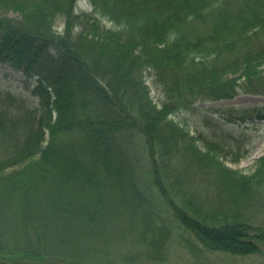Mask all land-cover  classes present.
<instances>
[{
  "label": "trees",
  "instance_id": "obj_1",
  "mask_svg": "<svg viewBox=\"0 0 264 264\" xmlns=\"http://www.w3.org/2000/svg\"><path fill=\"white\" fill-rule=\"evenodd\" d=\"M79 1L0 0V63L39 100L0 105V264H169L178 236L258 253L264 168L175 116L264 95V0Z\"/></svg>",
  "mask_w": 264,
  "mask_h": 264
},
{
  "label": "rangeland",
  "instance_id": "obj_2",
  "mask_svg": "<svg viewBox=\"0 0 264 264\" xmlns=\"http://www.w3.org/2000/svg\"><path fill=\"white\" fill-rule=\"evenodd\" d=\"M79 9H87L82 0L78 3ZM6 15L13 17L16 14L8 12ZM106 25L111 26L109 23ZM56 29L59 32L64 30L62 18L58 19ZM34 80H27L22 72L0 63V105L7 106L17 99L23 100L28 109L37 111L39 100L32 93ZM147 83L152 97L157 100L159 91L152 80ZM175 117L191 135L220 141L226 149L221 162L238 174L251 177L258 169L264 168V95L240 94L231 100L198 103L189 113L177 114ZM200 199L203 202L201 196ZM244 213L250 225L260 229L255 233L260 234L264 230V197ZM184 239H188V236L185 235ZM258 245L260 251L252 255L216 254L197 258L190 246L178 236L169 264H264V243Z\"/></svg>",
  "mask_w": 264,
  "mask_h": 264
}]
</instances>
